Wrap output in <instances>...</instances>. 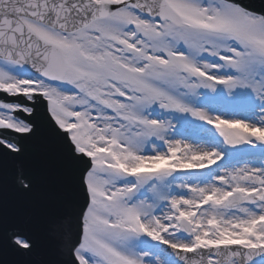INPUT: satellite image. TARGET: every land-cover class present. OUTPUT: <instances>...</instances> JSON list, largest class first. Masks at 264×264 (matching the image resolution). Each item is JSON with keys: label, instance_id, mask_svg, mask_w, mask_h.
Masks as SVG:
<instances>
[{"label": "snow or ice", "instance_id": "obj_1", "mask_svg": "<svg viewBox=\"0 0 264 264\" xmlns=\"http://www.w3.org/2000/svg\"><path fill=\"white\" fill-rule=\"evenodd\" d=\"M42 133L78 205L39 264H264V0H0V155Z\"/></svg>", "mask_w": 264, "mask_h": 264}, {"label": "water", "instance_id": "obj_2", "mask_svg": "<svg viewBox=\"0 0 264 264\" xmlns=\"http://www.w3.org/2000/svg\"><path fill=\"white\" fill-rule=\"evenodd\" d=\"M54 165H50V172L41 180L34 174L30 175L34 186L31 193L17 191L12 180V189L7 181H0V222L6 221L8 227L25 231L36 244L35 255L29 258L19 257L0 247V264H39L61 260L50 237V224L56 218L73 217L74 230L78 197L68 183L67 171L61 160L58 159Z\"/></svg>", "mask_w": 264, "mask_h": 264}]
</instances>
